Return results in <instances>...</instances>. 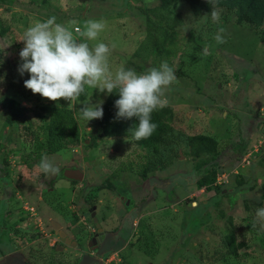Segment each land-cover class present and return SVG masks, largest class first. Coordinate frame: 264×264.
<instances>
[{
    "label": "rangeland",
    "instance_id": "374dc122",
    "mask_svg": "<svg viewBox=\"0 0 264 264\" xmlns=\"http://www.w3.org/2000/svg\"><path fill=\"white\" fill-rule=\"evenodd\" d=\"M213 9L219 12L218 23L211 18ZM171 10L181 19L174 29L175 56L168 63L177 77L166 91L171 126L178 134H201L216 142L221 195L197 186L199 175L192 167L208 156L191 159L183 143L159 153L165 165L141 180L136 172L144 152L124 137L100 138L97 127L82 118V106H103L108 94L85 85L74 103L49 101L25 89L28 74L17 70L23 33L52 16L79 42L108 45L113 74L133 65L145 71L159 67L150 57H132L145 39V21L155 19L157 0H0V264H95L108 255L115 257L112 264H264V227L254 226L256 209L264 207V198L259 199L264 169L253 164L264 148V44L223 8L194 15L178 2ZM89 20L105 22L96 40L77 32ZM221 27L225 43L217 44ZM9 100L24 108L23 118L39 139V105L72 111L78 140L48 155L58 175L37 179L38 162L26 163L30 146L14 124L3 120L2 103ZM70 169L82 178L67 179L64 171ZM30 207L34 217L25 213ZM94 218L103 238L92 249L87 243ZM52 223L74 247L59 239ZM230 231L241 244L235 258L225 244Z\"/></svg>",
    "mask_w": 264,
    "mask_h": 264
},
{
    "label": "trees",
    "instance_id": "16d2710c",
    "mask_svg": "<svg viewBox=\"0 0 264 264\" xmlns=\"http://www.w3.org/2000/svg\"><path fill=\"white\" fill-rule=\"evenodd\" d=\"M184 2L194 15L209 13L212 7L223 8L229 11L237 26L248 25L255 31L260 43L264 44V0H157V12L153 21L146 20V36L139 47L133 52L132 57L140 61L150 57V61L161 63L175 56V28L181 25L178 14L173 12L172 7ZM4 29L0 26V34ZM129 63V62H128ZM133 65V64H132ZM137 73H144L141 67L133 65ZM117 93L108 94L103 107V118L91 120L92 124L99 130L100 138H127L141 151L144 152V161L136 172L141 180L147 179V174L165 165V158H161L162 151L171 153V146L183 143L187 149V155L191 159L207 157L202 164L193 165L192 170L199 175L196 182L198 187L208 188L221 195L216 185L214 155L216 153V142L205 135H184L174 132L171 122L173 113L169 106L157 109L151 114V120L157 125L153 134L147 139L135 140L133 131L138 121L116 119L114 101L118 99ZM1 104V103H0ZM5 108L3 120L6 126L14 124L20 132L19 136L27 143L31 152L27 154L26 163L39 162L42 154L52 155L67 148L71 141H77L79 134L73 113L70 109L55 104H42L37 107L35 117L37 118V130L40 139L32 129V124L24 117V108L18 102L9 100L2 103ZM167 149V151H166ZM172 156H176L173 151ZM264 169V148H259L256 161L253 162ZM203 165V166H201ZM203 168V169H202ZM252 188V187H251ZM107 189H109L107 187ZM264 198V182L261 185ZM225 244L229 248L228 254L237 257L236 250L241 244H236L232 231L225 236ZM7 251H11L8 249Z\"/></svg>",
    "mask_w": 264,
    "mask_h": 264
},
{
    "label": "clouds",
    "instance_id": "9594fccd",
    "mask_svg": "<svg viewBox=\"0 0 264 264\" xmlns=\"http://www.w3.org/2000/svg\"><path fill=\"white\" fill-rule=\"evenodd\" d=\"M210 15L214 22H219L218 11L213 9ZM104 28V21L89 20L77 32L86 40H96ZM223 33L224 29L219 28L214 37L217 44L225 43ZM21 42L17 70L20 75L28 74L23 86L32 94L53 102L63 99L74 103L84 94L85 85L106 95L115 92L119 96L113 105L115 118L138 121L133 131L135 140L147 139L157 128L151 114L167 106L166 91L177 79L176 70L166 61L140 74L125 67L113 74L108 64L109 46L101 42L90 47L86 42H79L72 31L56 22L55 16L28 27ZM205 54H209L207 50ZM80 112L86 121L102 119V102L82 106ZM36 169L37 179L39 174L45 177L59 174V168L47 154L41 155ZM255 224L264 227V207L256 209Z\"/></svg>",
    "mask_w": 264,
    "mask_h": 264
},
{
    "label": "water",
    "instance_id": "95a60500",
    "mask_svg": "<svg viewBox=\"0 0 264 264\" xmlns=\"http://www.w3.org/2000/svg\"><path fill=\"white\" fill-rule=\"evenodd\" d=\"M64 176L67 179L75 180V181L80 180L82 178L81 172L77 169H70V170L64 171ZM93 223H94V228H95V234L92 236V238L87 243V246H90V243L93 244V246L91 247L92 249L96 248L103 238L102 229L100 228L99 224L96 223L95 218L93 219ZM52 227H53V230L56 231L59 239L63 241L64 244H69L71 247L75 246L74 242H69V240L65 238V234L60 230V226L58 224L52 223Z\"/></svg>",
    "mask_w": 264,
    "mask_h": 264
},
{
    "label": "built area",
    "instance_id": "2783aa9c",
    "mask_svg": "<svg viewBox=\"0 0 264 264\" xmlns=\"http://www.w3.org/2000/svg\"><path fill=\"white\" fill-rule=\"evenodd\" d=\"M218 177H216V185H219L220 182H218L217 180ZM26 215L29 216V217H34L35 213H34V210L33 208H26V211H25ZM115 261V257L113 255H108V257H105V258H99L98 259V262L100 264H112V263H116L114 262ZM118 261V260H117Z\"/></svg>",
    "mask_w": 264,
    "mask_h": 264
},
{
    "label": "crops",
    "instance_id": "0c3cea01",
    "mask_svg": "<svg viewBox=\"0 0 264 264\" xmlns=\"http://www.w3.org/2000/svg\"><path fill=\"white\" fill-rule=\"evenodd\" d=\"M4 250H6V251H7V250H8V248H6V249H4ZM7 252H9V251H7ZM94 262H95V264H100V263L98 262V260H97V261H94ZM83 264H88V261H87V260H86V261H84V262H83Z\"/></svg>",
    "mask_w": 264,
    "mask_h": 264
},
{
    "label": "flooded vegetation",
    "instance_id": "af4514ba",
    "mask_svg": "<svg viewBox=\"0 0 264 264\" xmlns=\"http://www.w3.org/2000/svg\"><path fill=\"white\" fill-rule=\"evenodd\" d=\"M94 234H95V229H94V233H93V235H94ZM93 235H92V236H93ZM91 238H92V237H91ZM91 238H90V239H91ZM90 239H89V240H90ZM89 240H88V242H89ZM90 244H92V243H90Z\"/></svg>",
    "mask_w": 264,
    "mask_h": 264
}]
</instances>
